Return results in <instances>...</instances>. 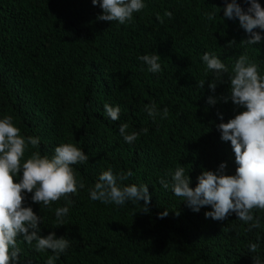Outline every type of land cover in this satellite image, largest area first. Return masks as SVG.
Returning a JSON list of instances; mask_svg holds the SVG:
<instances>
[{"label":"trees","instance_id":"trees-1","mask_svg":"<svg viewBox=\"0 0 264 264\" xmlns=\"http://www.w3.org/2000/svg\"><path fill=\"white\" fill-rule=\"evenodd\" d=\"M146 3L131 23L119 25L98 21L102 9L91 0H0V118L11 116L21 135L40 138L25 159L32 151L51 157L59 144L73 143L89 156L87 164L73 165L86 186L108 168L130 169L134 175L124 183H147L151 194L148 213L141 204L91 201L86 190L43 208L29 194L24 206L45 218L42 236L55 232L70 240L55 264H254L253 256L264 258V211L253 210L262 227L248 231L234 213L217 221L205 217L210 206L192 211L159 180L180 166L194 188L202 171L222 162L227 174H235L231 142L221 140L216 125L219 113L227 122L243 109L207 100L228 95L232 67L242 54L264 73V42L241 43L248 34L238 19L223 17L226 0ZM208 11H215L214 20H207ZM205 52L228 67L215 93L208 87L213 74L201 59ZM143 54H159L162 71L150 73L137 59ZM153 102L168 109L166 119L143 110ZM105 103L121 107L119 120L105 117ZM121 123L139 133L133 144L120 136ZM65 205L70 212L59 226L55 210ZM250 242L259 243L258 253L248 251ZM18 246L21 264H45L53 255L36 252L22 237Z\"/></svg>","mask_w":264,"mask_h":264},{"label":"clouds","instance_id":"clouds-1","mask_svg":"<svg viewBox=\"0 0 264 264\" xmlns=\"http://www.w3.org/2000/svg\"><path fill=\"white\" fill-rule=\"evenodd\" d=\"M91 2L102 9V14L97 16L98 21L117 22L119 25L131 23L134 14L147 7L146 0ZM244 3L249 5L247 9L238 0H226L223 17L238 19L240 27L248 34V38L241 43L254 46L264 42V6L260 0H244ZM165 14L172 16L170 11ZM215 15V11L205 13L208 21L214 20ZM234 44L235 41H230L228 47ZM137 59L147 66L150 73L162 71L159 54H143ZM201 59L206 66L205 72L213 74L214 79L208 87L215 93L217 83L224 82L222 77L228 72V67L215 54L205 52ZM205 83V80H200L199 87L204 88ZM220 100L225 103L231 101L237 109H243L227 122H223L224 116L219 113L221 122L216 125L221 140L231 142L237 166L235 174H227V162H222L216 170L202 171L193 188L185 168L177 166L161 177L159 183L162 189L171 191L192 211L199 212L201 208L210 206L211 210L205 212V217L217 221H223L234 213L238 220L248 225V231H252L262 227L253 210L264 211V73L247 55H240L232 67L228 95L209 96L207 103L215 106ZM103 107L106 118L112 121L120 119L119 105L105 103ZM143 110L153 119L157 116L166 119L168 116V109L161 111L154 102L146 104ZM129 127L128 123H121L119 134L125 143L131 145L138 139L139 133L129 132ZM143 131L147 133L148 130ZM39 144V137L21 135L11 116L0 118V264H21L22 249L18 246V237H22L23 242L38 253L51 251L53 255L47 258L45 264H55L71 246L66 236L57 237L55 232L46 237L40 234V225L45 218L34 212L31 206H24L29 194L31 201L39 203L41 208L49 207L62 198L68 200L69 194L86 190L91 201L116 206L131 202L143 205L144 213L150 211L149 184L124 183L134 175L132 170L114 172L108 168L100 173L94 186H86L77 178L73 167L89 161L82 148L73 143H61L55 147L51 157L32 151L25 159L29 145L37 149ZM69 212L67 205L56 208L57 225H64V217ZM167 215L165 210L159 217L162 219ZM259 247L258 242H250L248 251L258 253ZM253 261L254 264H264L260 255L253 256Z\"/></svg>","mask_w":264,"mask_h":264}]
</instances>
